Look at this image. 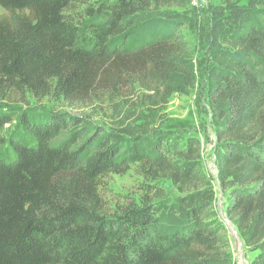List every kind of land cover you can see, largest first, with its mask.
Returning a JSON list of instances; mask_svg holds the SVG:
<instances>
[{"label":"trees","instance_id":"1","mask_svg":"<svg viewBox=\"0 0 264 264\" xmlns=\"http://www.w3.org/2000/svg\"><path fill=\"white\" fill-rule=\"evenodd\" d=\"M85 2L0 0L7 13L0 100L95 105L128 139L76 147L78 132L58 140L75 117L0 111V264H233L201 172L200 142L166 151L144 125L195 83L193 51L174 32L186 16L168 9L189 1L107 0L89 9L106 17L87 33L67 15ZM205 24L199 37L209 45L208 104L221 144L219 183L230 190L226 215L257 251L250 264H264V0H222ZM16 116L23 139L6 128ZM133 165L147 181H171L180 196L166 204L145 194L111 213L100 180Z\"/></svg>","mask_w":264,"mask_h":264},{"label":"rangeland","instance_id":"2","mask_svg":"<svg viewBox=\"0 0 264 264\" xmlns=\"http://www.w3.org/2000/svg\"><path fill=\"white\" fill-rule=\"evenodd\" d=\"M73 6L67 15L80 27L83 32L89 31V26L105 20L103 13L91 14L89 9L100 7L107 0H83ZM185 7H170V10L183 12L186 20L175 23V33L183 37L193 51V62L195 66V83L186 94L174 93L168 100L166 109L162 112L156 122L150 119L144 123L146 128L152 127L162 139V147L166 151L173 148L182 149L189 138L200 142V168L201 172L211 183L214 191L213 207L216 219L227 231L230 252L233 264H250L256 257L257 251L247 248L240 238L233 223L227 218L226 208L230 198V190H223L219 183L216 156L220 153V142L214 134L211 112L208 104L207 71L211 67L209 58V45L206 36L199 37V29L209 18L215 8H220L222 0H188ZM7 14L0 7V15ZM206 25V24H205ZM173 30V27L172 29ZM261 76L264 73L260 71ZM0 111H14L19 114L50 117L51 114L65 113L72 118L75 124L69 128L58 139L63 141L67 136L75 135L76 147L86 145L93 148L99 137H109V144L113 145L115 140L125 141L127 136L123 135L109 113L102 111L98 106H70L62 99L46 97L35 100L28 97L24 103H9L0 100ZM140 123V122H139ZM138 125V122L136 124ZM136 127V126H135ZM8 134H14L18 138H24V131L18 124L17 116L11 125L6 126ZM94 139V140H92ZM131 142L132 140H127ZM122 143V142H121ZM117 142L118 145H121ZM5 153V147L0 148V156ZM149 190V191H147ZM100 196L106 203L108 210L120 212L127 204L139 202L145 194L153 196L160 195L161 199L156 202L171 203L180 194L167 179L145 180L138 172L135 165L131 166L123 174H109L100 180L98 187Z\"/></svg>","mask_w":264,"mask_h":264}]
</instances>
